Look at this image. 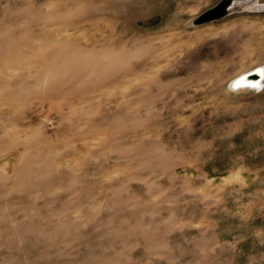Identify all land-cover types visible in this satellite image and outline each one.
<instances>
[{
    "label": "rangeland",
    "instance_id": "obj_1",
    "mask_svg": "<svg viewBox=\"0 0 264 264\" xmlns=\"http://www.w3.org/2000/svg\"><path fill=\"white\" fill-rule=\"evenodd\" d=\"M220 1L0 0V264H264V9Z\"/></svg>",
    "mask_w": 264,
    "mask_h": 264
},
{
    "label": "bare ground",
    "instance_id": "obj_2",
    "mask_svg": "<svg viewBox=\"0 0 264 264\" xmlns=\"http://www.w3.org/2000/svg\"><path fill=\"white\" fill-rule=\"evenodd\" d=\"M239 4L243 5L242 2H240ZM248 4H249V6H248ZM258 5L260 6L259 0H251L250 2L247 3V6H248L247 8L255 9V8H257ZM1 65H2V63H1ZM262 69H264V65L258 66L256 69H253L250 73L249 72L241 73L240 75H238L236 78L233 79V81L231 83V87L235 90L252 89L255 91H261L264 88V71H261ZM234 174H235V172H234ZM232 176L233 175L231 174V177ZM224 178H226V177H224ZM229 178H230V176H229ZM232 178H234V177H232ZM238 178H236V179H238ZM227 180H229V179H227ZM230 180L232 181V179H230Z\"/></svg>",
    "mask_w": 264,
    "mask_h": 264
},
{
    "label": "water",
    "instance_id": "obj_3",
    "mask_svg": "<svg viewBox=\"0 0 264 264\" xmlns=\"http://www.w3.org/2000/svg\"><path fill=\"white\" fill-rule=\"evenodd\" d=\"M251 0H221L214 7L206 10L199 15L192 23L193 26H200L211 22L219 21L227 17L232 11L240 10L244 4ZM242 2L243 5L239 3ZM259 9H264V6H259Z\"/></svg>",
    "mask_w": 264,
    "mask_h": 264
},
{
    "label": "snow or ice",
    "instance_id": "obj_4",
    "mask_svg": "<svg viewBox=\"0 0 264 264\" xmlns=\"http://www.w3.org/2000/svg\"><path fill=\"white\" fill-rule=\"evenodd\" d=\"M261 71H264V69H262Z\"/></svg>",
    "mask_w": 264,
    "mask_h": 264
}]
</instances>
